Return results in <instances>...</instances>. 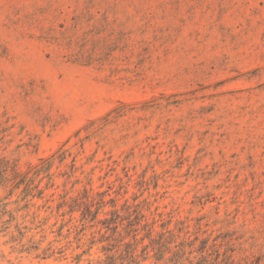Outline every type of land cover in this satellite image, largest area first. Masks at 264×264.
<instances>
[{
  "label": "rangeland",
  "instance_id": "1",
  "mask_svg": "<svg viewBox=\"0 0 264 264\" xmlns=\"http://www.w3.org/2000/svg\"><path fill=\"white\" fill-rule=\"evenodd\" d=\"M0 264H264V0H0Z\"/></svg>",
  "mask_w": 264,
  "mask_h": 264
},
{
  "label": "trees",
  "instance_id": "2",
  "mask_svg": "<svg viewBox=\"0 0 264 264\" xmlns=\"http://www.w3.org/2000/svg\"><path fill=\"white\" fill-rule=\"evenodd\" d=\"M86 198H87V199H88V198L90 199L91 197L87 196ZM99 211H100V209L97 211V214H96V217L94 218V220H97V215L99 214ZM84 215H85V213H84ZM100 222H101V221H100Z\"/></svg>",
  "mask_w": 264,
  "mask_h": 264
}]
</instances>
